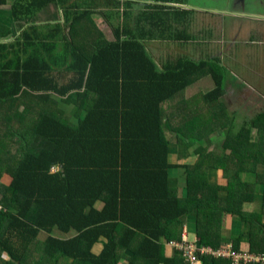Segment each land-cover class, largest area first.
Here are the masks:
<instances>
[{"label": "trees", "instance_id": "trees-1", "mask_svg": "<svg viewBox=\"0 0 264 264\" xmlns=\"http://www.w3.org/2000/svg\"><path fill=\"white\" fill-rule=\"evenodd\" d=\"M94 2L23 4L61 5L62 25L53 27V34H66L59 47L53 35L45 44L36 40L34 27L2 42L10 31L0 27V264H229L213 252L231 245L264 253V113L236 128L220 103L230 75L218 72L227 71L220 61L175 58L160 70L126 26L144 17L135 19L127 0L100 1L105 24L113 21L112 42L93 51L77 47L71 37L84 30L76 23L92 14L86 6ZM33 66L40 68L34 74ZM54 66L65 69L41 73ZM103 67L113 73L101 75ZM205 73L215 82L203 96L208 117L187 119L180 97ZM50 93L53 112L26 106ZM68 100L71 117L60 111ZM219 129L226 133L221 140ZM170 132L182 146L211 135V149L200 147L195 164L181 165L171 155ZM208 165L222 177L211 182ZM224 230H231L229 240ZM186 246H195V263Z\"/></svg>", "mask_w": 264, "mask_h": 264}, {"label": "crops", "instance_id": "crops-1", "mask_svg": "<svg viewBox=\"0 0 264 264\" xmlns=\"http://www.w3.org/2000/svg\"><path fill=\"white\" fill-rule=\"evenodd\" d=\"M26 1V2H25ZM71 3H74V0H69ZM103 1V0H100ZM99 0H95V4L92 6H86L89 10L92 11V14L87 18L79 21L76 23L78 28L83 27V34L82 36L71 37L72 43L78 47L77 43L80 47H86L93 51L96 47H98V43L105 41L112 42L114 37L111 31L113 26V21H108V25L105 24L104 16L100 13L102 10L103 3ZM124 1V0H121ZM128 2L132 3L130 9L134 11V16L138 14V17L144 16L142 18L141 23L136 25L134 20L131 23V20L127 22L126 26L128 30H131L132 33L143 42L146 46L147 51L152 55V57L158 63L159 69L161 70L162 64L166 63L167 61H174V59L179 58H187L192 59L193 61L200 62V61H220L221 65L226 68L229 72L230 82L224 85V95L228 100H231L227 95L232 96L231 92L229 91L231 84L234 80L240 79L238 77V73L234 72L230 67H228L225 63H222V60L219 58H212L209 57L208 49L205 47V42H207L208 37H210V31L213 27L214 29L217 28L219 22H222V26L228 27L232 19L235 20H249L246 24V31L251 35L250 42L254 45V50L251 52L252 59L254 65L250 67L249 75H250V82H247V90L254 91L263 101H264V19L259 18L255 20V17H251L250 19L244 17L240 11L242 9L234 10V13H227L226 8L224 7L223 2L220 3L214 2L216 5H210V2H203L200 4L196 0H187L186 5L176 4V3H168L164 2V0H127ZM29 0H2L0 2V27L1 28H9L10 34L4 37L1 41L5 43H12L15 40L22 30H25L28 27L36 28V35L35 36L42 44H45L47 41V37H51L53 35V41L56 42V46L59 47V44H63L64 39L66 38V34H53L54 25H57L59 22V12L61 5H57L55 3H49L45 6H34L32 8L39 9L35 15L31 18H25L24 13L28 12V5L27 8L23 7V4L28 3ZM134 3V4H133ZM263 3V4H262ZM262 3L258 5H254L253 8L258 7V10L264 13V0ZM68 4V3H67ZM148 6H160L161 8H155L148 11ZM164 7V8H162ZM229 8V7H228ZM229 11L230 8H229ZM145 12V13H144ZM141 14V15H139ZM227 15L228 17H225ZM234 16V17H233ZM62 25V23L60 24ZM95 29V30H94ZM153 30V33H150ZM66 32V30H65ZM227 33V32H226ZM242 33L240 35L242 36ZM30 35H32L30 33ZM33 37V36H32ZM35 40L31 39L30 41H26L28 44L30 42H34ZM83 43V45H82ZM76 47V48H77ZM180 49H184L185 51L180 52ZM27 54L31 51L26 50ZM173 52H176L173 54ZM38 53V52H37ZM40 53L43 55L45 54V47L40 50ZM61 54H63L64 58V51L61 50ZM28 55L23 53L21 60L26 58ZM12 58V56H11ZM242 59V58H241ZM243 61V59H242ZM30 73H36V70L40 68L37 66L31 67ZM65 69L64 66L61 68L49 67V68H42L41 73H46L48 71L54 72L58 70ZM98 73L101 75H111L113 72L109 69V67H103L97 69ZM94 73L95 70L93 71ZM205 74L197 76L195 80L199 82L200 80L205 79ZM209 75V74H207ZM34 76V75H32ZM35 77V76H34ZM44 79V78H43ZM108 79V77H106ZM36 80V78H35ZM232 80V81H231ZM66 79H57V84L61 85L65 83ZM112 82V81H111ZM226 82V81H225ZM242 82H244L242 80ZM245 82V83H246ZM41 83L44 84V81L41 80ZM191 86L186 91V98H188L189 102H187V110L185 115L187 119H201L202 117H208V113L210 111V103H206L203 99V96L210 92L209 90L198 89L192 90L196 88V85L193 82L190 84ZM236 86V85H235ZM190 91H193L191 94ZM237 96H241L242 92L240 88L236 86L234 89ZM227 94V95H226ZM53 97V94L50 93V97L43 99L31 98L27 103L26 106H33L38 107L42 106V111L53 112L51 107L55 106L52 102H49ZM72 98H75V95L72 94ZM221 101L222 98H221ZM225 109L227 110V103H224ZM60 111L62 114H65L69 117L72 116V111L74 105L70 103L68 100L66 103L62 102L59 103ZM206 106V109H202ZM234 108H237V104ZM44 113V112H43ZM177 116L178 114L174 112ZM228 114V113H227ZM258 115V113L256 114ZM176 116V117H177ZM174 117V119L176 118ZM249 119L243 120H253L254 117L249 116ZM192 119V120H193ZM227 119V117H226ZM201 121H204L201 120ZM172 133V132H170ZM226 134V133H225ZM220 138L224 137V134H219ZM170 138H172L171 134H169ZM211 135L204 136L200 142L196 143H188L187 146H182L177 143L176 138L173 136V143L171 146V155L173 159L177 161V163L184 165V164H195L198 159L200 158V147L204 148L206 146L209 147V142ZM221 140V139H220ZM211 149L210 147L207 150ZM199 152V153H198ZM229 153V150L227 151ZM204 154V153H203ZM209 170H213L208 165ZM216 172V173H214ZM179 172H175L173 174L174 181L176 179L179 181L178 186L184 185V180L180 178ZM223 175V170H213V174L210 173L211 182H215ZM180 178V179H179ZM183 180V181H182ZM182 195V188H179V196ZM231 230H224V237H230ZM243 237L246 239L248 238V233L246 231L243 232ZM243 247H245V241L242 242ZM100 245H97L93 251L98 253L100 251ZM169 250V249H168ZM170 251V250H169Z\"/></svg>", "mask_w": 264, "mask_h": 264}, {"label": "rangeland", "instance_id": "rangeland-1", "mask_svg": "<svg viewBox=\"0 0 264 264\" xmlns=\"http://www.w3.org/2000/svg\"><path fill=\"white\" fill-rule=\"evenodd\" d=\"M200 4L205 2L204 0H196ZM213 1V0H212ZM206 2H210V0H206ZM251 5V4H249ZM37 12H39V9L37 8H28V12L24 13L25 18H31L33 15H35ZM226 12L229 13V8H226ZM102 13V11L100 12ZM249 20L241 21V20H235L232 19L230 22V25L228 27L222 26V22L218 23L217 28H211L210 31V37H208L207 42H205V47L209 49L212 53H215V55H222L224 52V56L221 59L222 63L226 62H231L227 57L226 54L228 52L229 56L231 57H238L239 63L236 64L238 68H235V66L232 67V70L236 73L241 67H251V52L254 50V45L250 42L251 35L248 33H245L247 23ZM227 32V33H226ZM242 33V36L240 33ZM180 52L185 51L184 49H180ZM176 52H173L175 54ZM222 53V54H219ZM210 57V56H209ZM216 58V57H212ZM243 62H242V59ZM227 65V64H226ZM228 66V65H227ZM230 67V66H228ZM231 68V67H230ZM218 72H220L223 76L226 75V73H229L228 71L225 72L222 68L218 67ZM205 75L204 80H200L197 82L195 80L193 82L194 85H196V88L192 90H198V89H204V90H213L215 88V82L212 78V76ZM230 77L228 76L223 84V87L226 83H229ZM228 81V82H227ZM232 81V80H231ZM249 82V81H248ZM236 86L234 84H231L229 91L231 92L232 96L230 97L231 100H228L226 96L222 97V100L220 103L223 104L227 103V112L228 115L232 118V120L235 123L236 128H240L243 124V120L249 119L251 117H258L260 114L264 113V101L254 92V91H247L245 93V97L241 98V96H237L236 92L234 89ZM193 91H190L189 93L191 94ZM227 95V94H226ZM228 96V95H227ZM186 93L180 97L184 98V100L189 102L188 98H186ZM19 104V103H18ZM237 104V108H234ZM20 108H21V104ZM215 107V105L213 106ZM203 110L206 109V106L202 108ZM176 111V110H175ZM258 113V115H256ZM177 115L172 111L171 107L168 109V117L170 120H175L174 117ZM224 134L225 136V131L219 129L216 133V137L220 138L219 134ZM171 134V136H174L173 133H168ZM255 134V133H254ZM175 137V136H174ZM220 139H223L221 137ZM253 139L256 140V136H253ZM220 141V145H221ZM43 238V236H41Z\"/></svg>", "mask_w": 264, "mask_h": 264}, {"label": "flooded vegetation", "instance_id": "flooded-vegetation-1", "mask_svg": "<svg viewBox=\"0 0 264 264\" xmlns=\"http://www.w3.org/2000/svg\"><path fill=\"white\" fill-rule=\"evenodd\" d=\"M187 0H179V3H176V4H182V5H186V2ZM190 1V0H189ZM211 1V5H216L214 2H218L220 1L223 2L222 4H224V7H229L231 11H234L235 9H237V11L239 9H248V6L249 4H254L256 3V5L262 3V0H229L227 2H225L224 0H210ZM134 4V3H133ZM263 4V3H262ZM258 9V7H257ZM230 12V11H229ZM225 17H228L227 15H225ZM234 17V16H233ZM217 27V25H216ZM213 28V27H212ZM208 54L210 57H216V58H219L220 60L223 58L224 56V53H219V54H222V55H215V53H212L209 49H208ZM226 57L231 61V62H226L225 64H227L228 66L232 67L235 66L236 64H240L239 63V60H238V57L234 58V57H231L229 56L228 52L226 54ZM243 62V61H242ZM254 65V62H253V59H252V55H251V66ZM235 68H238L237 66H235ZM249 70L250 68L249 67H241L239 70H238V77L240 79H236L233 81L232 84L236 85L238 88H240V91L242 92L241 94V98H244L245 97V93L248 91L247 90V82L246 81H249L250 82V75H249ZM242 80L244 82H242ZM230 81V80H229ZM228 82V81H227ZM246 82V83H245ZM231 83V82H230ZM228 97L230 98L231 96L228 95Z\"/></svg>", "mask_w": 264, "mask_h": 264}, {"label": "built area", "instance_id": "built-area-1", "mask_svg": "<svg viewBox=\"0 0 264 264\" xmlns=\"http://www.w3.org/2000/svg\"><path fill=\"white\" fill-rule=\"evenodd\" d=\"M58 170V167H53L51 171ZM187 237L184 235V240ZM183 247V245H181ZM195 246H186V255L191 256V260L195 263V258L193 256ZM211 252V250H208ZM216 256H223L224 258L230 259L229 264H264V253H250L246 250L236 251L231 245H228L226 248L220 249L217 252H213Z\"/></svg>", "mask_w": 264, "mask_h": 264}, {"label": "water", "instance_id": "water-1", "mask_svg": "<svg viewBox=\"0 0 264 264\" xmlns=\"http://www.w3.org/2000/svg\"><path fill=\"white\" fill-rule=\"evenodd\" d=\"M225 2L229 1V0H224ZM254 5H256V3H254L253 5H249L248 9H244L242 11H240L244 17L250 19L251 17H255V20L259 19V18H263L264 19V13L260 12L258 9L253 8ZM230 13H234V11H230Z\"/></svg>", "mask_w": 264, "mask_h": 264}, {"label": "clouds", "instance_id": "clouds-1", "mask_svg": "<svg viewBox=\"0 0 264 264\" xmlns=\"http://www.w3.org/2000/svg\"><path fill=\"white\" fill-rule=\"evenodd\" d=\"M52 168H53V167H52ZM52 168H51V169H52ZM51 169H50V172H52ZM53 172H55V171H53ZM53 172H52V173H53Z\"/></svg>", "mask_w": 264, "mask_h": 264}, {"label": "bare ground", "instance_id": "bare-ground-1", "mask_svg": "<svg viewBox=\"0 0 264 264\" xmlns=\"http://www.w3.org/2000/svg\"><path fill=\"white\" fill-rule=\"evenodd\" d=\"M184 240V239H183Z\"/></svg>", "mask_w": 264, "mask_h": 264}]
</instances>
